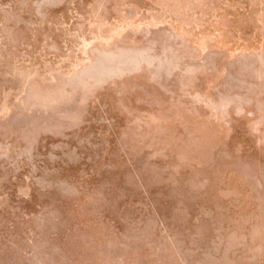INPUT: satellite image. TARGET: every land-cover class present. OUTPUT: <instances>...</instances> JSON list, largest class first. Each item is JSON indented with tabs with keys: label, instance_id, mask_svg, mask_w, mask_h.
Segmentation results:
<instances>
[{
	"label": "rangeland",
	"instance_id": "1",
	"mask_svg": "<svg viewBox=\"0 0 264 264\" xmlns=\"http://www.w3.org/2000/svg\"><path fill=\"white\" fill-rule=\"evenodd\" d=\"M0 264H264V0H0Z\"/></svg>",
	"mask_w": 264,
	"mask_h": 264
}]
</instances>
